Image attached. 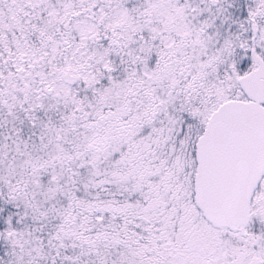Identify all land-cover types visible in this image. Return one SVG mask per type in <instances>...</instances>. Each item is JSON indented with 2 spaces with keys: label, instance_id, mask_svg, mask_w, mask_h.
I'll list each match as a JSON object with an SVG mask.
<instances>
[{
  "label": "snow or ice",
  "instance_id": "1",
  "mask_svg": "<svg viewBox=\"0 0 264 264\" xmlns=\"http://www.w3.org/2000/svg\"><path fill=\"white\" fill-rule=\"evenodd\" d=\"M0 264H264V0H0Z\"/></svg>",
  "mask_w": 264,
  "mask_h": 264
}]
</instances>
